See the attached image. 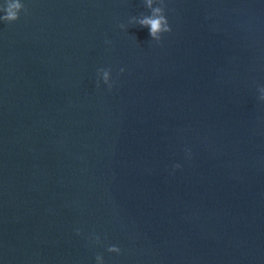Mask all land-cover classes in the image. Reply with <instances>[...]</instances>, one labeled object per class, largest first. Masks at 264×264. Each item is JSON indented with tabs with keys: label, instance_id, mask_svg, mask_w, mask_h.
Here are the masks:
<instances>
[{
	"label": "water",
	"instance_id": "water-1",
	"mask_svg": "<svg viewBox=\"0 0 264 264\" xmlns=\"http://www.w3.org/2000/svg\"><path fill=\"white\" fill-rule=\"evenodd\" d=\"M20 2L0 264H264V0H164L159 42L143 0Z\"/></svg>",
	"mask_w": 264,
	"mask_h": 264
},
{
	"label": "clouds",
	"instance_id": "clouds-1",
	"mask_svg": "<svg viewBox=\"0 0 264 264\" xmlns=\"http://www.w3.org/2000/svg\"><path fill=\"white\" fill-rule=\"evenodd\" d=\"M143 3L144 6L150 10V15H141L140 18L132 17L129 20V23H134L141 27H147L149 29V35L151 37V40L159 42L162 33H168L171 31V28L165 16L164 0H143ZM154 3L158 6L153 7ZM22 10L25 11V13L27 12V9L20 2V0H4V2L0 4V12L4 13L3 15H0V22L11 23L16 21L19 18V13ZM119 27L123 29L125 26L121 24L119 25ZM123 71L124 69L121 68L120 72ZM97 74L105 84H108L109 87H111V85L109 84L110 69H98ZM97 86H99V81H97ZM261 90H264V88H261ZM260 99L264 100V97H261ZM175 167H179V165H176ZM96 241H99L98 237L96 238ZM107 251L110 253L119 254L120 249L119 247L113 245L109 246L107 248ZM101 259L102 257L99 254L96 255V262L101 261Z\"/></svg>",
	"mask_w": 264,
	"mask_h": 264
}]
</instances>
